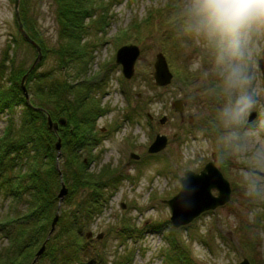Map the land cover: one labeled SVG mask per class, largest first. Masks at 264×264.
Masks as SVG:
<instances>
[{
    "label": "rangeland",
    "instance_id": "1",
    "mask_svg": "<svg viewBox=\"0 0 264 264\" xmlns=\"http://www.w3.org/2000/svg\"><path fill=\"white\" fill-rule=\"evenodd\" d=\"M15 2L0 0V85L5 91L18 87L12 76L29 70L39 55L19 29ZM185 3L90 0L93 17L64 33L54 0H24L26 20L42 43L44 56L33 72L36 81L28 90L29 100L24 99L30 106L32 101L40 104L37 91L55 88L59 99L82 101V108L75 103L68 110L77 119L87 116L85 131L91 129L90 142L75 151L76 157L103 182L100 192H93L101 195L93 204L92 190L75 183L76 170L71 167L69 183L75 190L61 200L59 175L53 188L58 208L45 219L39 241L41 223L24 215L33 197L22 195L35 192L26 177L34 152L25 153L12 169L0 162V225L5 224V232L0 231V264H34L59 208L55 231L35 264H241L245 259L264 264V81L259 67L264 36L253 37L248 49L249 74L252 71L248 91L257 101L239 124L226 123L221 113L231 97L222 89L214 53L188 29ZM130 45L138 47L140 55L134 77L127 79L117 53ZM71 46L75 51L63 58L62 51ZM159 53L173 74L166 88L155 83ZM63 86H73L74 92L67 95ZM178 99L184 101L183 113L173 106ZM45 100L53 112L56 102ZM252 113L257 117L249 122ZM24 117L22 104L0 113V155L10 134L11 139L24 134ZM60 127L56 140L65 135ZM157 135L167 136L169 144L160 154L150 155ZM63 157L57 153L60 171ZM210 162L230 183V201L175 228L167 201L181 191L186 171L200 173ZM6 192H21L22 197L14 201V194ZM212 194L218 196V190ZM18 217L20 224L9 230V222ZM16 237L25 253L16 252L20 250Z\"/></svg>",
    "mask_w": 264,
    "mask_h": 264
},
{
    "label": "trees",
    "instance_id": "2",
    "mask_svg": "<svg viewBox=\"0 0 264 264\" xmlns=\"http://www.w3.org/2000/svg\"><path fill=\"white\" fill-rule=\"evenodd\" d=\"M58 6V14L59 18L64 26V33L66 29L70 27H75L76 29L83 27L81 24L84 20L93 17L91 13V8L88 6L90 0H54ZM20 18L21 22L24 26L25 31L30 36L32 40H34L39 46L42 44L37 38V36L32 33L30 30V25L26 20V9L24 7V0H22L20 4ZM18 21V20H17ZM30 32V33H29ZM26 40V39H25ZM27 41V40H26ZM28 42V41H27ZM74 46V45H73ZM41 47V46H40ZM79 52L80 49L76 48ZM74 47H70L68 50L62 51V57L66 58L67 55H71L74 52ZM29 70H22L17 73V75L12 76L14 78L16 85L18 87L11 86L8 88L7 91L3 90L0 85V113L4 112L7 108H15L18 104H22L24 107V129L25 132L22 137L18 139H11L13 135H9L6 139L4 144L2 145V154L0 155V162L2 165L14 168L15 165L20 161V159L27 153L29 150L34 152L32 159L30 160V166L26 171V177L30 179V181L34 184L35 192H22V195H32V202H28L29 210L27 211L26 217L29 219H36L38 218L40 224V230L37 238L39 241L43 240L45 230L43 229L45 219L50 218L52 216V211H56L58 208V197L56 196V192H53V188L58 186L59 175H60V168L57 163L55 165V161L57 159V152H56V136L54 132H50L48 129V115L53 119L54 122L59 121L60 119H66V125L60 127V131L63 132L65 135L62 138V150L64 153V162H63V171L62 177L63 182L66 184L67 187L71 188L70 194L73 193V184L69 183V174L68 170L73 167L76 170L74 173V180L75 183L83 188L92 190L91 197L93 204H98L100 196H97L94 193L100 192V186L102 185V179L100 176L93 174L89 170V166L85 164V162H78V155L77 152L82 147L87 145L90 142V139H87L90 135L91 129L89 132H86L87 129V116L82 118L76 117L75 112L70 114L68 112L69 108L73 106L75 103H78L79 106L82 101L78 99H67L60 98L59 99V92L55 88L50 91H43L42 94L39 92V96L41 97V103L35 104L33 101L31 102L32 106L28 105L25 101L24 97L25 93L23 91L21 83L23 78L29 73ZM34 71H32L26 80V88L27 90H31L33 86L32 83L36 81V77L34 76ZM65 91L71 95L74 92L73 86H63ZM66 95V96H67ZM64 96V97H66ZM45 98L53 99L55 104V110L53 112H49L46 108L47 102ZM81 107V106H80ZM82 108V107H81ZM40 109H44L42 111ZM83 122L81 125H78L80 122ZM77 125H76V124ZM73 124V126H72ZM73 129V132L71 130ZM12 132V130H9ZM56 136V137H55ZM14 155V156H12ZM61 159V158H60ZM60 161V160H59ZM3 170H8V168H3ZM62 181V180H60ZM68 183V185H67ZM1 187V184H0ZM94 192V193H93ZM14 194L13 197L14 201H17L18 198L21 199L20 196L21 192H6L7 196L10 194ZM84 212V211H83ZM88 212V209L87 211ZM77 216L75 217V219ZM18 217L15 221L9 222L8 229L10 230L14 225H19ZM0 231L5 232V224L0 225ZM42 233V234H41ZM20 237L19 235H17ZM16 237L14 241L18 238ZM46 240V239H45ZM45 240L42 244H44ZM15 242L19 243L16 252L25 253L22 250V243L19 240ZM80 246L85 249L84 244L80 243ZM78 247V244L75 248ZM64 249H68L67 246L63 247ZM25 251V250H24ZM3 261H9V259ZM22 264V263H20Z\"/></svg>",
    "mask_w": 264,
    "mask_h": 264
},
{
    "label": "clouds",
    "instance_id": "3",
    "mask_svg": "<svg viewBox=\"0 0 264 264\" xmlns=\"http://www.w3.org/2000/svg\"><path fill=\"white\" fill-rule=\"evenodd\" d=\"M189 31L215 55L224 93L222 119L239 124L253 107L248 56L253 37L264 36V0H186Z\"/></svg>",
    "mask_w": 264,
    "mask_h": 264
},
{
    "label": "water",
    "instance_id": "4",
    "mask_svg": "<svg viewBox=\"0 0 264 264\" xmlns=\"http://www.w3.org/2000/svg\"><path fill=\"white\" fill-rule=\"evenodd\" d=\"M17 9V20L19 22V29L23 37L38 51V58L31 67L29 73L22 80V88L25 93L27 100H29V93L26 88L25 82L28 79L30 73L35 70L43 59V52L41 47L30 38L27 32L24 29V26L21 22L19 6L20 0L15 2ZM140 55V50L134 45L121 47L117 53V63L123 66L124 76L127 79H132L135 75V66L137 59ZM259 67L263 73L264 80V51L262 53V58L259 60ZM155 83L158 87H167L172 83L173 74L169 68L166 57L163 53H159L157 61L155 64ZM252 71H250L251 76ZM252 96L253 103H256L257 97L252 90L248 91ZM175 110L179 113L184 111V102L182 100H176L173 103ZM257 117L256 113H252L249 121L252 122ZM167 123V118L161 120V124L165 125ZM60 125H66L65 119H60L59 122H54L53 119L48 115V127L50 131L58 132ZM169 144V139L167 136L157 135L155 142L149 149L150 155H155L163 152ZM62 139H58L56 143V150L58 151V158L60 159L62 152ZM132 159L139 160V156L132 154ZM62 179V190L60 191L59 198L64 200L69 194V189L66 184L63 182L62 173L60 172ZM182 189L178 195H176L171 200L167 201V204L170 206L172 211L171 223L175 228L182 227L192 223L195 219L200 217L203 213L207 211L215 210L219 207L225 206L231 199V185L224 178L221 171L216 167L213 162H210L206 167L200 172L195 173L192 171H186L184 177L181 179ZM218 190V196H214L212 191ZM60 208L58 213L53 221L52 230L47 238L46 242L43 244L41 249L36 255L37 260L45 253L47 248V243L50 240L52 233L55 231L56 225L59 221ZM241 264H250V262L245 259Z\"/></svg>",
    "mask_w": 264,
    "mask_h": 264
}]
</instances>
